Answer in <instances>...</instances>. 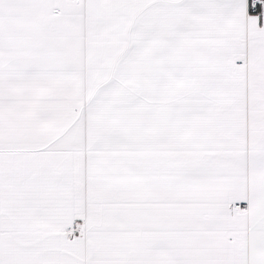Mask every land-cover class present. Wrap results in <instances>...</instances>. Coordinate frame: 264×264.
I'll return each instance as SVG.
<instances>
[{
	"label": "snow or ice",
	"instance_id": "obj_1",
	"mask_svg": "<svg viewBox=\"0 0 264 264\" xmlns=\"http://www.w3.org/2000/svg\"><path fill=\"white\" fill-rule=\"evenodd\" d=\"M0 264H264V0H0Z\"/></svg>",
	"mask_w": 264,
	"mask_h": 264
}]
</instances>
